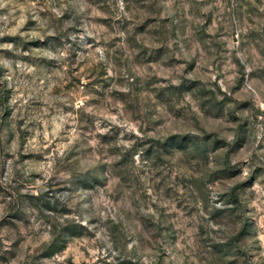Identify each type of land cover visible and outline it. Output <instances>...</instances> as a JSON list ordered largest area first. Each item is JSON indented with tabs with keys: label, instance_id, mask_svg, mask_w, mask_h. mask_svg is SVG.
<instances>
[{
	"label": "clouds",
	"instance_id": "clouds-1",
	"mask_svg": "<svg viewBox=\"0 0 264 264\" xmlns=\"http://www.w3.org/2000/svg\"><path fill=\"white\" fill-rule=\"evenodd\" d=\"M0 264H264V0H0Z\"/></svg>",
	"mask_w": 264,
	"mask_h": 264
}]
</instances>
